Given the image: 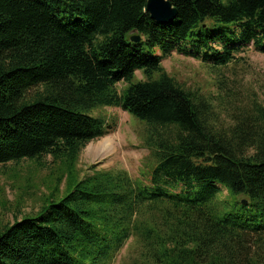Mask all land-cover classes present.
<instances>
[{"label": "trees", "instance_id": "obj_1", "mask_svg": "<svg viewBox=\"0 0 264 264\" xmlns=\"http://www.w3.org/2000/svg\"><path fill=\"white\" fill-rule=\"evenodd\" d=\"M169 1L159 24L146 0H0V165L54 170L39 209L0 225V264H112L130 238L131 264H264V100L223 118L162 67L264 53V0ZM104 108L145 125L138 178L80 177Z\"/></svg>", "mask_w": 264, "mask_h": 264}, {"label": "rangeland", "instance_id": "obj_2", "mask_svg": "<svg viewBox=\"0 0 264 264\" xmlns=\"http://www.w3.org/2000/svg\"><path fill=\"white\" fill-rule=\"evenodd\" d=\"M237 59L226 67L213 69L173 53L162 62V67L186 88L210 95L225 118L234 108L251 109L254 103L264 100V53L250 46ZM136 78H141L139 73ZM99 113L112 128L81 152L80 177L99 170H123L138 178L140 171L152 163L150 151L143 147L145 125L119 108H104ZM42 165L37 167L28 161L0 165V225L12 222L16 210L22 216L39 209L42 195L49 192L48 177L54 171L53 167L49 168L48 158ZM138 248L137 241L130 238L112 264H131Z\"/></svg>", "mask_w": 264, "mask_h": 264}, {"label": "water", "instance_id": "obj_3", "mask_svg": "<svg viewBox=\"0 0 264 264\" xmlns=\"http://www.w3.org/2000/svg\"><path fill=\"white\" fill-rule=\"evenodd\" d=\"M146 13L150 19L159 24H167L174 21L177 17V11L174 9L169 0H146ZM130 42L137 43L140 41L138 36L132 33ZM245 205L246 203L243 202Z\"/></svg>", "mask_w": 264, "mask_h": 264}]
</instances>
